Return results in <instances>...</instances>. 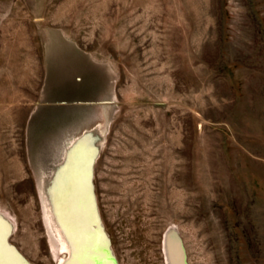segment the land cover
<instances>
[{
    "label": "rangeland",
    "instance_id": "1",
    "mask_svg": "<svg viewBox=\"0 0 264 264\" xmlns=\"http://www.w3.org/2000/svg\"><path fill=\"white\" fill-rule=\"evenodd\" d=\"M81 152L62 255L45 196ZM166 236L264 264V0H0V264H166Z\"/></svg>",
    "mask_w": 264,
    "mask_h": 264
},
{
    "label": "bare ground",
    "instance_id": "2",
    "mask_svg": "<svg viewBox=\"0 0 264 264\" xmlns=\"http://www.w3.org/2000/svg\"><path fill=\"white\" fill-rule=\"evenodd\" d=\"M75 151V150H74ZM77 151V150H76ZM80 152V151H79ZM73 153V152H72ZM83 153L81 152L79 154V157L78 158H67L69 159L67 161L68 162V165L63 169L62 167V170L61 172H59V176L57 177L56 180V183H54V185H56L55 187V190L57 191V195H58V198L61 200V210L58 209L57 207V202L58 201H54L53 199H51L50 197H48V194L47 196H45V214H46V221H47V225L48 227L51 229L52 233H53V236H54V242H55V245L56 247L58 248V251L62 254V255H73L74 256V252H75V240H76V234L74 233L76 231L75 228H77L78 230V227L77 226H81L80 224L78 225H73V221L72 219H75V217L77 218V214H74L75 213V209H78L81 211V209L83 210L84 208L82 207H85V204L83 206V203L81 202V199L84 197L81 198V196L79 197L80 200L78 199V195L74 194L76 192H82L83 191V185L81 184L80 182V174H76L77 173V167H75L74 165L76 163L79 162V158L81 157V160H84V154L82 155ZM65 162V161H64ZM61 167V166H60ZM59 169V168H58ZM57 169V170H58ZM82 174V173H81ZM57 176V175H56ZM83 176V175H82ZM53 180V179H52ZM55 182V181H54ZM53 186V185H52ZM54 187V186H53ZM52 189V188H51ZM55 191V192H56ZM53 192V190H52ZM44 193V192H43ZM47 193V192H46ZM84 193V192H83ZM82 193V195H83ZM45 194V193H44ZM79 194V193H78ZM81 194V193H80ZM85 194V193H84ZM46 195V194H45ZM84 196V195H83ZM87 202V201H86ZM59 203V202H58ZM60 204V203H59ZM87 204V203H86ZM90 206V204H89ZM86 209H89L90 207H88L86 205L85 207ZM85 210V209H84ZM87 211V210H85ZM90 210V209H89ZM63 211V212H62ZM74 211V212H73ZM91 211V210H90ZM66 215H65V213ZM78 212V211H77ZM82 212V213H83ZM80 213V212H79ZM86 213V212H85ZM84 213V214H85ZM79 215V214H78ZM87 215V214H86ZM81 217H83L82 215H80ZM88 216V215H87ZM86 216V218H88ZM79 217V216H78ZM90 217V215H89ZM84 218H85V215H84ZM78 221V220H77ZM87 221V219H86ZM85 223H88V222H84ZM83 227V226H82ZM74 230V232H73ZM78 233V232H77ZM94 234V233H93ZM97 235V234H96ZM80 237V236H79ZM85 237V236H84ZM94 237V236H93ZM78 238V237H77ZM92 239V238H91ZM97 239V238H96ZM78 241V240H77ZM94 242V241H93ZM97 243V242H95ZM76 244H78V242H76ZM82 244V243H81ZM84 244V243H83ZM91 244V243H90ZM87 245V244H86ZM85 245V246H86ZM93 245V244H92ZM77 247V246H76ZM80 247V246H79ZM79 247H77L79 249ZM97 247V245H96ZM76 248V249H77ZM91 248V247H90ZM94 249V248H92ZM82 250V249H80ZM92 251V250H91ZM77 252V250H76ZM79 252V251H78ZM163 252H164V255H165V263L166 264H174V261L172 259V256L169 252V249H168V236H166L164 239H163ZM84 254V253H83ZM76 255V254H75ZM79 255V253H78ZM77 255V256H78ZM98 255V254H97ZM76 256V257H77ZM82 256V255H80ZM71 257V256H69ZM68 257V258H69ZM96 257V255H95ZM104 258V256H103ZM61 259V258H60ZM78 259H80L78 257ZM82 259V258H81ZM101 259V258H100ZM68 260L66 259H61V262L63 264H65V262H67ZM72 261V260H70ZM76 260L74 259V262ZM84 262V261H83ZM85 264V263H84Z\"/></svg>",
    "mask_w": 264,
    "mask_h": 264
},
{
    "label": "crops",
    "instance_id": "3",
    "mask_svg": "<svg viewBox=\"0 0 264 264\" xmlns=\"http://www.w3.org/2000/svg\"><path fill=\"white\" fill-rule=\"evenodd\" d=\"M88 105H91V104H88ZM93 106H95V105H93ZM93 111H94V110H93ZM92 131H93V133L95 132L94 129H93ZM88 133H91V131H89ZM100 135H101V130H100L99 126H98V131H97V136H98V138L100 137ZM94 136H95V133L91 135L92 138H93ZM98 140H99V139H98ZM98 140H97V141H98ZM97 141H96V140L94 141L93 149H94V147H95L96 145L99 144V142H97ZM93 151H95V150H93ZM93 158H94V160H95V155H94V154H93Z\"/></svg>",
    "mask_w": 264,
    "mask_h": 264
},
{
    "label": "water",
    "instance_id": "4",
    "mask_svg": "<svg viewBox=\"0 0 264 264\" xmlns=\"http://www.w3.org/2000/svg\"><path fill=\"white\" fill-rule=\"evenodd\" d=\"M101 141V140H100Z\"/></svg>",
    "mask_w": 264,
    "mask_h": 264
}]
</instances>
